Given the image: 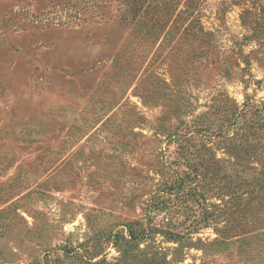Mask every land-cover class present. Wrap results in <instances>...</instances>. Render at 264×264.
Wrapping results in <instances>:
<instances>
[{"label": "rangeland", "instance_id": "obj_1", "mask_svg": "<svg viewBox=\"0 0 264 264\" xmlns=\"http://www.w3.org/2000/svg\"><path fill=\"white\" fill-rule=\"evenodd\" d=\"M0 264H264V0H0Z\"/></svg>", "mask_w": 264, "mask_h": 264}]
</instances>
